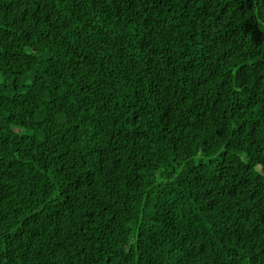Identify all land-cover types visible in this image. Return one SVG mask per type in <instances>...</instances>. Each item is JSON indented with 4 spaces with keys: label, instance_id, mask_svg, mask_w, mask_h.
Returning a JSON list of instances; mask_svg holds the SVG:
<instances>
[{
    "label": "trees",
    "instance_id": "16d2710c",
    "mask_svg": "<svg viewBox=\"0 0 264 264\" xmlns=\"http://www.w3.org/2000/svg\"><path fill=\"white\" fill-rule=\"evenodd\" d=\"M0 264H264V0H0Z\"/></svg>",
    "mask_w": 264,
    "mask_h": 264
},
{
    "label": "rangeland",
    "instance_id": "374dc122",
    "mask_svg": "<svg viewBox=\"0 0 264 264\" xmlns=\"http://www.w3.org/2000/svg\"><path fill=\"white\" fill-rule=\"evenodd\" d=\"M199 158H200V155H198V156L194 159V162H197V161L199 160ZM204 159H205V161H206V160L209 161L210 158L207 157V158H204Z\"/></svg>",
    "mask_w": 264,
    "mask_h": 264
}]
</instances>
